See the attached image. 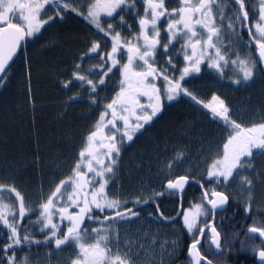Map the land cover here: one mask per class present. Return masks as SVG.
Returning <instances> with one entry per match:
<instances>
[{
    "label": "snow or ice",
    "instance_id": "6c2138e0",
    "mask_svg": "<svg viewBox=\"0 0 264 264\" xmlns=\"http://www.w3.org/2000/svg\"><path fill=\"white\" fill-rule=\"evenodd\" d=\"M77 17L91 38L62 73L63 106L86 100L96 115L47 182L30 190L11 168L0 175V264H33L37 246L49 260L69 252L63 264H167L185 235L187 264H224L233 241L216 217L230 201L250 221L242 249L264 264V101L250 108L258 115L245 119L217 91L264 83V0H0V88L19 62L24 99L34 111L30 47L52 46L44 40L49 30ZM205 76L210 98L193 83ZM180 104L217 126L215 148L192 163L186 146L173 147L158 189L114 190L127 149ZM34 157L39 167V152ZM193 186L199 195L185 206ZM168 198L176 202L171 215L161 210ZM146 219L175 235L130 234Z\"/></svg>",
    "mask_w": 264,
    "mask_h": 264
},
{
    "label": "trees",
    "instance_id": "16d2710c",
    "mask_svg": "<svg viewBox=\"0 0 264 264\" xmlns=\"http://www.w3.org/2000/svg\"><path fill=\"white\" fill-rule=\"evenodd\" d=\"M84 32L86 31L67 32L66 37L61 36L57 41L54 40L55 43L50 47H30L29 54L33 58L32 87L36 104L34 111L24 99L19 62L8 87L0 88V175L11 168L17 181L30 190L42 179L47 182L59 171L58 158L65 162L71 159L73 150L79 145L81 134L86 131L92 123V117L96 115L94 111L89 110L86 100L65 109V90H62L59 83L64 78L62 73L71 64L72 57L79 52L78 47L86 38ZM205 90L207 89L202 87L200 93L209 98L205 94L208 91ZM262 92L263 86L258 88V92L243 93V105L249 106V109L242 108L245 113L250 112L252 106L260 105L264 98ZM256 93L258 98L254 96ZM252 96L258 100H252L250 104L248 99ZM168 113L163 122L127 149L118 175L119 187L114 190L125 194L135 192L133 185L141 184L142 179L146 181L151 174H158L157 168L171 155L173 147L186 146L192 156L191 162L195 163L200 160L204 151L210 146L214 149L219 142L217 126L203 112L188 104H180L171 107ZM189 122L191 127L186 128ZM37 152L40 154L39 167L34 162V154ZM32 194L34 195V191ZM198 195L199 190L195 186L189 189L185 206L189 199ZM227 213L233 218L231 223H227V227L230 233H234L237 230L234 223L239 221L242 211L238 204L232 203ZM218 220L219 224H222L221 216ZM222 225H225L224 222ZM182 240L183 236L181 242ZM46 250L37 246L33 247L31 253Z\"/></svg>",
    "mask_w": 264,
    "mask_h": 264
},
{
    "label": "flooded vegetation",
    "instance_id": "af4514ba",
    "mask_svg": "<svg viewBox=\"0 0 264 264\" xmlns=\"http://www.w3.org/2000/svg\"><path fill=\"white\" fill-rule=\"evenodd\" d=\"M248 3L256 4V3H258V0H248ZM250 15H251V12H250ZM81 30L86 31V32H84V33H86V38L84 39V41L81 42V46L78 47V48H80L79 51H81L84 42L87 39L91 38V33L89 32L88 28H86L84 26V22L81 21L78 17L76 19H69L66 23L58 24L54 28L50 29L49 32L44 37V40L45 41H47V40H53V41L56 40L57 41L58 39H60L61 36L63 38L66 37L67 32L81 31ZM244 38L247 39V36L245 35ZM41 43H43V41ZM34 46H37V48H46V46L41 47V44H36ZM95 62H96L95 60L90 61V63H95ZM193 83L197 86L201 85L202 87H205L207 89L205 91H208L205 94L208 95L209 88L207 87V85L209 84V80L206 76L204 79H197V80L193 81ZM261 86H263V90H264V83L257 81L255 84L251 85L247 89L234 91V90L229 89V88H220L217 91L225 93L228 96L229 100L232 101L233 106L237 110H241L243 108V95H244L243 93L244 92L255 93L256 91L258 92V88ZM202 87L199 86L198 90L200 91V89ZM254 96H257V98H258V93H256ZM209 98H210V96H209ZM257 98H254L252 96L251 101L253 100L255 102L258 100ZM248 101H249V99H248ZM263 101H264V98H263ZM169 109H167L164 116L159 121L155 122L148 129V131L144 132V134L142 136H140L138 140H140L143 136H145V134L150 133L153 129H155L159 123L163 122L164 118L169 114L168 113ZM246 112H248V110ZM241 115L245 119H248V118H253V116L258 115V113H253L250 111L247 113L246 116H244L243 114H241ZM137 141H136V143H137ZM122 163H123V161H122ZM161 167L157 168L158 174H151L150 177H148V179H146V181H144L145 187L150 186V187H156L157 189L159 188V185L162 182V178H163V171L161 170ZM121 168H122V165H121ZM153 170H155V169H153ZM118 181H119V179H116V181L114 183L115 187H119ZM141 185H142V183L138 184V185H133V188L137 189ZM160 203H161V210L164 211L166 215L173 214V209L176 207V202L173 198L164 199ZM231 204L232 203L230 201L229 207L227 208V210H225L224 212L218 213L217 217H216V223L218 225H221L222 228L224 227V233L229 237V239H231L233 241L232 250L230 252H226V254H225L224 264H256V261L258 258L255 257V255L251 252L250 248H243L242 249V247H241V241L242 240L246 241V238L243 235V228L246 227V223H248L250 221H245L243 213L240 215L241 218L239 219V221L234 223L237 227V230L234 233H239L238 237H235L234 233H230V229L227 227V223H231L232 222L231 220H233L232 216L229 213H227L229 208L231 207ZM149 211H152V209L150 207L147 208L145 210V212H142L141 215H146V213ZM220 216L222 217V220H223L222 224L224 222L225 225L219 224L218 219ZM142 228H145V230L150 231V233H158L160 238L171 239L175 235V232L172 228H169V227L164 226V225L158 226V225L152 223L151 219H146L144 221H141L139 224L133 225L130 229L132 231L136 232L137 230L142 229ZM178 230H179V228L177 226L176 231H178ZM179 240H180V243L176 249L175 255L167 260V264H187V253H186L185 245L188 242V237L185 235V236H183L184 241L182 240V242H181V237H179ZM33 262H34V260H33Z\"/></svg>",
    "mask_w": 264,
    "mask_h": 264
},
{
    "label": "rangeland",
    "instance_id": "374dc122",
    "mask_svg": "<svg viewBox=\"0 0 264 264\" xmlns=\"http://www.w3.org/2000/svg\"><path fill=\"white\" fill-rule=\"evenodd\" d=\"M262 93H264V92H262ZM248 107L249 106L243 105V108H245V109H248ZM241 114H243L245 116L247 113L242 111ZM117 179H119V177H117ZM143 180L144 179L140 180V181H142L140 183H142L144 185ZM114 183H115V181H114ZM137 231H139L140 233L148 232L149 234H151L150 231L145 230V228L139 229ZM137 231L135 232V231H132L131 229L129 230L130 234H136ZM122 237H123V233H122ZM69 255H70V253L66 251V252L60 253L59 256L53 255L51 257V259L49 260V258L47 256V250H46V251H41L38 253H32V259L34 260L33 264H63V261H65L69 257Z\"/></svg>",
    "mask_w": 264,
    "mask_h": 264
},
{
    "label": "water",
    "instance_id": "95a60500",
    "mask_svg": "<svg viewBox=\"0 0 264 264\" xmlns=\"http://www.w3.org/2000/svg\"><path fill=\"white\" fill-rule=\"evenodd\" d=\"M229 206H227V208H228ZM227 208H226V210H227ZM224 212V211H223ZM218 213H220V212H218Z\"/></svg>",
    "mask_w": 264,
    "mask_h": 264
}]
</instances>
